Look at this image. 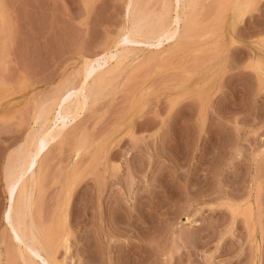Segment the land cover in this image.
I'll use <instances>...</instances> for the list:
<instances>
[{
	"label": "rangeland",
	"instance_id": "rangeland-1",
	"mask_svg": "<svg viewBox=\"0 0 264 264\" xmlns=\"http://www.w3.org/2000/svg\"><path fill=\"white\" fill-rule=\"evenodd\" d=\"M127 2L0 0V264L23 263L5 226L9 165L38 107L94 59L107 88L58 117L66 135L40 162L37 221L63 216L56 263L264 264V0H199L189 34L125 41L136 59L105 64Z\"/></svg>",
	"mask_w": 264,
	"mask_h": 264
},
{
	"label": "bare ground",
	"instance_id": "bare-ground-1",
	"mask_svg": "<svg viewBox=\"0 0 264 264\" xmlns=\"http://www.w3.org/2000/svg\"><path fill=\"white\" fill-rule=\"evenodd\" d=\"M198 2L199 0H161L160 8H157L158 11L152 9L147 11L145 7L150 2L147 3L146 1V6L142 4L145 6L142 9L139 8V3L135 0H128L126 7L128 27L125 34L122 33L124 35L116 40L112 46L115 53L104 56L105 64L115 59L116 62L114 63L118 66V63L119 65L122 64L120 62L126 61L130 55L135 58V54L142 51L131 46H124L123 44L126 42H129L130 45L144 44L157 48V46L172 41L180 30L187 34L194 24V12L196 6L199 5ZM95 61L96 63H94ZM94 64H98L96 59L86 61L80 73V83L77 86L74 83V86H68L71 83L69 81V84H66L68 87L66 89L64 87V90L54 97L52 106L47 102L42 106L40 105L41 108L38 107L39 111L37 113L35 111L36 115L33 120L37 128L30 132L29 139H25L28 141H24V148L19 149L20 151L17 150L19 153L16 159L11 163L9 162V169L6 174L5 226L8 229L10 241L13 243L14 253H17V257L19 256L23 262L22 264H57L56 252L65 241L64 234L61 233L63 231L61 228L63 216L61 218L55 214L54 222L52 220L53 224L50 222L51 225L48 224L46 227L43 226L44 224L41 225V220L37 221L38 216H35V209L43 188L40 162L45 148L58 142L57 140L66 135L64 128L58 124V117H61V120L70 119L73 122L105 90L106 82L109 81L106 75L109 76L111 72H100L101 70L98 71L99 68H95ZM70 92L75 93V98H72L71 101V97L68 98ZM60 124L63 125L64 123ZM72 180L71 177L68 182L71 181L74 184ZM66 185L68 190L66 189L65 193L67 195L71 191L72 184H70V188L68 187L69 183ZM15 256L16 254H14Z\"/></svg>",
	"mask_w": 264,
	"mask_h": 264
}]
</instances>
